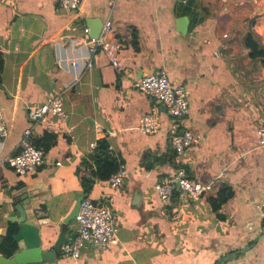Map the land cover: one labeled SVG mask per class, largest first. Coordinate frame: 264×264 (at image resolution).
<instances>
[{
  "label": "crops",
  "instance_id": "crops-1",
  "mask_svg": "<svg viewBox=\"0 0 264 264\" xmlns=\"http://www.w3.org/2000/svg\"><path fill=\"white\" fill-rule=\"evenodd\" d=\"M181 19L187 20L183 34ZM106 20L109 39L123 46L122 72L98 54L62 96L67 121L49 117L35 128L43 163L21 176L0 166V238L9 225L19 227L8 220L19 217L8 205L15 202L39 229L42 250H52L63 234L52 250L57 264H217L230 255L235 258L222 264H264V148L256 137L264 124V68L249 59L244 43L251 31L264 46V0H81L76 11L57 0H0V111L7 133L1 155L18 152L31 126L28 108L72 81L59 57ZM161 71L188 92L180 130L201 136L183 156L170 146L165 106L134 87ZM145 115L156 133L139 129ZM104 154L128 171L118 188L93 174L94 156ZM179 171L213 182L212 191L196 200L175 192L162 203L155 183ZM222 192L215 210L212 200ZM84 199L109 206L119 232L105 247L84 243L73 259L63 246L77 234L74 218Z\"/></svg>",
  "mask_w": 264,
  "mask_h": 264
},
{
  "label": "built area",
  "instance_id": "built-area-1",
  "mask_svg": "<svg viewBox=\"0 0 264 264\" xmlns=\"http://www.w3.org/2000/svg\"><path fill=\"white\" fill-rule=\"evenodd\" d=\"M81 0H57L60 8L76 11ZM112 31V23L106 20L97 38H90L82 45L71 44L69 56L61 55L59 63L73 72L72 81L61 87L60 92L37 107H29L27 116L31 126L23 131L19 150L12 156L3 157L1 147L6 140L4 119L0 111V166L8 164L17 175H25L34 172L44 160V151L34 145L33 133L35 128L47 124L49 117H53L60 123L67 121V112L64 109L62 96L69 92L92 69L94 58L101 54L107 62L117 71L122 72L119 61L123 46L109 39ZM88 35L89 30H83ZM134 87L151 98L158 100L166 108L169 116L168 136L170 146L175 154L183 156L187 150L201 140L197 133L180 130L182 118L189 115L188 92L183 86H173L164 71L158 74H150L139 79ZM73 128L70 127L69 130ZM139 129L146 133H156L157 127L151 115H145ZM256 137L264 148V124L256 129ZM96 143L90 145L91 150L96 149ZM95 171V170H94ZM128 175L127 169L120 166L116 172L110 175L107 183L112 188H118ZM213 182L202 183L189 179L184 172L179 171L174 177L162 182H156L154 190L162 203L168 202L175 192L181 199H198L204 194L210 193ZM264 212V202L260 205ZM264 214V213H263ZM74 221L77 226V234L73 244L63 246V253L73 259L79 257L80 248L84 243H91L97 247H105L118 235L119 229L114 221L111 208L107 205H97L84 199L80 202Z\"/></svg>",
  "mask_w": 264,
  "mask_h": 264
},
{
  "label": "water",
  "instance_id": "water-1",
  "mask_svg": "<svg viewBox=\"0 0 264 264\" xmlns=\"http://www.w3.org/2000/svg\"><path fill=\"white\" fill-rule=\"evenodd\" d=\"M179 23L181 24V29L179 32L183 34L186 31L187 20L181 19ZM99 33L100 30L94 33L91 38H97ZM14 203L15 202H11L8 205L15 207L16 211L19 213V217L9 218L8 220H14L19 226L18 231L14 236V241L17 245V251L10 258L0 256V264H57V260L52 250H56L60 247L63 234L60 233V235L56 238L51 248L52 250H42L41 246L43 240L39 229L33 222L26 219L22 209L15 206ZM75 237L76 235L72 234L71 240L69 241L70 245L73 244ZM50 240L51 235L50 233H47L45 236V241ZM231 258H235V256H226L222 258L217 264H222L225 261L231 260Z\"/></svg>",
  "mask_w": 264,
  "mask_h": 264
},
{
  "label": "trees",
  "instance_id": "trees-1",
  "mask_svg": "<svg viewBox=\"0 0 264 264\" xmlns=\"http://www.w3.org/2000/svg\"><path fill=\"white\" fill-rule=\"evenodd\" d=\"M245 48L248 51V57L252 62H259L260 66L264 68V46L259 42V40L255 37V34L249 31L244 39ZM133 47L135 50L138 49V44L136 41L133 42ZM37 148H42L40 143H34ZM102 148L106 149L104 146ZM94 160L96 162V172L93 173L95 176L99 177V179L107 180L111 174L117 171V166L114 165L106 155H103V158L94 156ZM106 165L111 167L110 171L107 173H103ZM92 178V177H91ZM90 180V179H89ZM218 194V193H217ZM224 192L219 194L217 200L213 198V209L217 210L219 205L224 201V199H220V196L223 195ZM18 229L16 225H9V228L4 237L0 238V255L6 258H10L17 250L16 243L14 241V236L17 233Z\"/></svg>",
  "mask_w": 264,
  "mask_h": 264
}]
</instances>
